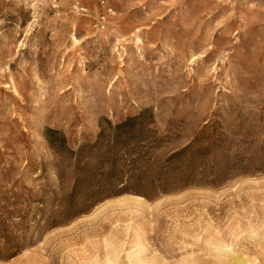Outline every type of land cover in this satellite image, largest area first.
I'll return each mask as SVG.
<instances>
[{
  "label": "rangeland",
  "instance_id": "1",
  "mask_svg": "<svg viewBox=\"0 0 264 264\" xmlns=\"http://www.w3.org/2000/svg\"><path fill=\"white\" fill-rule=\"evenodd\" d=\"M146 109L149 155L88 148ZM0 264H264V0H0Z\"/></svg>",
  "mask_w": 264,
  "mask_h": 264
},
{
  "label": "trees",
  "instance_id": "2",
  "mask_svg": "<svg viewBox=\"0 0 264 264\" xmlns=\"http://www.w3.org/2000/svg\"><path fill=\"white\" fill-rule=\"evenodd\" d=\"M153 124L149 110H142L137 115L127 117L124 121L107 126L100 125L97 140L88 148L93 151L99 145L109 146L125 152L149 155L156 149L154 132L149 128ZM108 132V134H106ZM153 134V135H152ZM47 135H56V131L48 130ZM65 143L64 138H62ZM51 145V141L47 139ZM190 145L184 148H189ZM81 152V150H80ZM175 153L173 155H177ZM74 157L77 161L76 177L71 194L82 191L85 184L91 183L87 203L94 205L103 199L121 195L128 191V186L140 185L149 174L152 157ZM175 157H169L168 161ZM93 162L91 170L87 171L88 161ZM159 182L165 181L157 179Z\"/></svg>",
  "mask_w": 264,
  "mask_h": 264
},
{
  "label": "bare ground",
  "instance_id": "3",
  "mask_svg": "<svg viewBox=\"0 0 264 264\" xmlns=\"http://www.w3.org/2000/svg\"><path fill=\"white\" fill-rule=\"evenodd\" d=\"M138 199H140V198H138ZM134 203H135L138 207H141V208L143 207V205H142L140 202H137V201H136V202H134Z\"/></svg>",
  "mask_w": 264,
  "mask_h": 264
}]
</instances>
